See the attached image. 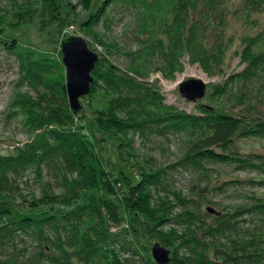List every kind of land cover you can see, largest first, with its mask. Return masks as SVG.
<instances>
[{"label":"rangeland","instance_id":"rangeland-1","mask_svg":"<svg viewBox=\"0 0 264 264\" xmlns=\"http://www.w3.org/2000/svg\"><path fill=\"white\" fill-rule=\"evenodd\" d=\"M52 1L0 0L1 38L62 60V41L82 36L99 55L102 77L117 69L119 108L104 107L97 80L81 98L76 120L88 126L80 130L89 136V150L99 154L124 210H91L58 235L49 232L50 241L22 234L0 248V255L26 264H157L152 249L160 243L170 250V264H264V0H217L216 9L214 0H189L185 8L172 0H119L92 26L87 24L100 0L91 11L84 0H55L61 1V13H54ZM186 13L198 29L192 37L200 59L185 51L174 69L162 55L170 46L169 25ZM191 78L207 84L206 95L195 102L179 90ZM43 81L0 42V158L32 147L47 152L56 143L51 131L61 127L49 122L72 109L69 99L65 108L58 91ZM170 112L239 118L227 150L213 147L231 159L193 154L210 125L168 122ZM96 120L108 129L97 128ZM150 170L160 171L161 182L152 189L148 214L128 213L129 178L139 180ZM11 177L30 199L44 192L75 196L89 184L53 156Z\"/></svg>","mask_w":264,"mask_h":264},{"label":"trees","instance_id":"trees-1","mask_svg":"<svg viewBox=\"0 0 264 264\" xmlns=\"http://www.w3.org/2000/svg\"><path fill=\"white\" fill-rule=\"evenodd\" d=\"M95 1L96 0H84L85 9L91 11L95 7ZM116 1L119 0H100L97 3L95 14L90 15L91 20H89L87 25L92 26L96 20L99 19L100 15L105 14L112 3ZM188 1L189 0H172L171 4L179 8H185ZM219 4V1L214 0L213 8L216 9ZM51 7L54 13H61L63 9L61 1H52ZM194 7L196 8V5ZM186 14L184 19H181L180 14H177L169 25V27L171 26V30L170 32L168 30L167 35L170 46L168 53L164 51L162 55L174 69L180 66V59L185 51L189 52L194 60L200 59L196 51V40L193 43L194 39L192 37V34L194 36L196 35L198 29H196L195 25L191 27L189 14ZM14 19L19 20L20 16L14 17ZM2 23L3 22L0 21V42L4 47L14 52L20 58L23 67L29 74L34 75L39 73L41 77H43L45 86L56 89L59 97L64 100L62 102L65 103L64 107L66 108V103L69 98L66 88V68L61 57L58 56V58L55 56L56 54L53 56L48 52L36 49L30 50L13 38H1ZM196 24L200 25V21H197ZM188 33H190V35L186 37L185 34ZM177 65L179 66L176 67ZM102 72L101 68L99 69L98 67H95L92 71L94 80L91 84V89L94 87L97 80L100 81L101 86L98 91L101 93L99 95L102 96L104 107L106 109H112L113 107L118 109L119 75L116 73L117 69L113 67L110 68L111 76L113 77L111 79V76L102 77V75H104ZM116 84L117 86H115ZM111 89H113L115 93ZM110 91H112V93H110ZM56 100L57 98L55 97L54 101ZM56 110L63 111V107ZM102 112L103 111H97V113ZM77 115V112L73 110L70 114L63 111L62 115L55 114V116L51 118L49 123L60 126L61 128L58 129L59 127H55V129H52L51 137L56 143L54 144L55 146L50 144L47 152L32 147L29 148V150L20 151L18 155L0 158L1 250L3 247L8 246V244L15 243L16 238L18 239L22 234H31L40 240L44 238V240L50 241L47 236L49 232L58 235L61 229H66V225L70 224L71 226L72 222L76 221L78 216H89L91 210L96 208L100 210H113L114 212H122L124 210L122 205L118 203V201L121 202V200L118 198L116 185L104 176L103 163L99 154L89 150L87 146L90 141L89 136L87 134H82L80 130L81 128L87 130L88 126H79V122L76 120ZM113 118H111V120ZM203 120L207 121L210 125L211 131L208 133L207 137L196 144L191 152L197 154L200 159L206 157L214 158L219 161L231 159L229 155L218 152L213 147H219L222 151L227 150L228 146L233 142V136L237 133L241 125L242 121L239 118L224 113L207 114V112H203L199 115L195 113L188 115L186 113L170 112L166 121L197 127L202 124ZM95 124L99 129L109 127L108 125L103 126V124H100L97 120ZM111 127L114 128L115 126L112 124ZM52 156L67 167L72 166L79 171L81 176H84L88 180L89 184H87L85 190L83 189L81 193L78 191L72 192L71 190L75 196L69 194L58 196L50 192H44L41 196L32 199L23 196L19 190L17 181L12 180L13 178L11 175L33 164H40L47 159L49 160ZM98 174L102 176L101 179L97 180ZM129 179L130 181L128 180L127 182L128 188L125 191L127 212L138 213L140 215L148 214V210L151 207L150 198L152 197V189L161 182L160 171H142V176L139 180L135 181L132 178ZM41 207H45L46 209H41ZM69 245L72 246L70 243ZM247 252H244L243 257L248 256ZM246 259L247 258H245V260ZM207 263L208 262H205L204 264ZM212 263L217 264L214 262ZM0 264L26 263L22 260L15 259L13 255L4 253L0 255ZM185 264L189 263L186 262ZM192 264L203 263L200 261H192ZM230 264L245 263H241L237 260Z\"/></svg>","mask_w":264,"mask_h":264},{"label":"water","instance_id":"water-1","mask_svg":"<svg viewBox=\"0 0 264 264\" xmlns=\"http://www.w3.org/2000/svg\"><path fill=\"white\" fill-rule=\"evenodd\" d=\"M62 62L66 68V88L70 107L74 112L82 108L81 98L91 91L94 80L92 71L95 69L99 55L93 51L82 36H70L61 44ZM180 93L187 100L195 102L202 99L207 92V84L197 78L185 80L179 85ZM208 210L213 212V208ZM152 254L157 264H170V250L156 243Z\"/></svg>","mask_w":264,"mask_h":264}]
</instances>
